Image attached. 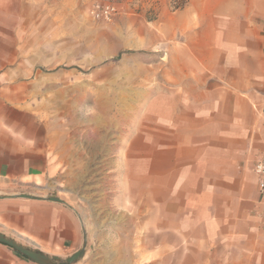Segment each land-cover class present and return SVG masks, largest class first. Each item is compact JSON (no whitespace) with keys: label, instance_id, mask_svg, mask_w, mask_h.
Returning a JSON list of instances; mask_svg holds the SVG:
<instances>
[{"label":"crops","instance_id":"crops-1","mask_svg":"<svg viewBox=\"0 0 264 264\" xmlns=\"http://www.w3.org/2000/svg\"><path fill=\"white\" fill-rule=\"evenodd\" d=\"M156 30L157 44L141 53V96L128 101L139 107L120 124L115 149L122 153L118 198L137 257L142 264H264L253 170L264 153V0H188L159 16ZM6 71L0 59V180L29 182L49 171L51 154L22 89L28 81ZM11 204L0 209L1 232L49 255L78 249L81 221L70 205ZM0 264L37 263L0 243Z\"/></svg>","mask_w":264,"mask_h":264},{"label":"rangeland","instance_id":"rangeland-1","mask_svg":"<svg viewBox=\"0 0 264 264\" xmlns=\"http://www.w3.org/2000/svg\"><path fill=\"white\" fill-rule=\"evenodd\" d=\"M177 1L0 0V59L7 76L28 81L22 89L51 154L49 171L29 182L0 180V195L55 194L66 201L80 217L78 249L87 237L84 255L71 264H142L118 198L122 153L115 149L120 124L139 107L128 101L141 96L142 50L157 44V19ZM23 199L0 198V209Z\"/></svg>","mask_w":264,"mask_h":264},{"label":"water","instance_id":"water-1","mask_svg":"<svg viewBox=\"0 0 264 264\" xmlns=\"http://www.w3.org/2000/svg\"><path fill=\"white\" fill-rule=\"evenodd\" d=\"M18 197L28 198V199H43V200H49V201L67 204L66 201H64L55 194H50L45 196L35 195L30 193L0 195V198H18ZM0 243L8 245L20 255L26 257L27 259L37 264H71L84 255L85 247L87 243V237L84 232L82 247L65 258H62L58 255H49L40 250L32 249L1 231H0Z\"/></svg>","mask_w":264,"mask_h":264},{"label":"built area","instance_id":"built-area-1","mask_svg":"<svg viewBox=\"0 0 264 264\" xmlns=\"http://www.w3.org/2000/svg\"><path fill=\"white\" fill-rule=\"evenodd\" d=\"M253 170L257 177L260 202L262 204V213L264 214V153L256 159Z\"/></svg>","mask_w":264,"mask_h":264},{"label":"trees","instance_id":"trees-1","mask_svg":"<svg viewBox=\"0 0 264 264\" xmlns=\"http://www.w3.org/2000/svg\"><path fill=\"white\" fill-rule=\"evenodd\" d=\"M188 0H178L176 2V4L173 6V9L174 10H180V9H183L186 4H187ZM19 254V253H18ZM20 255V254H19ZM22 256V255H21ZM24 257V256H23ZM26 258V257H25Z\"/></svg>","mask_w":264,"mask_h":264}]
</instances>
